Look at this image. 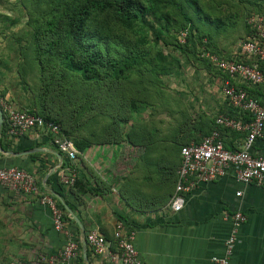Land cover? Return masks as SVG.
I'll list each match as a JSON object with an SVG mask.
<instances>
[{"label": "crops", "instance_id": "obj_1", "mask_svg": "<svg viewBox=\"0 0 264 264\" xmlns=\"http://www.w3.org/2000/svg\"><path fill=\"white\" fill-rule=\"evenodd\" d=\"M186 67L180 72H185V81L175 83L177 88L168 86L155 100L151 114L135 115L128 138L119 144H94L70 161L42 132L3 141L0 167L30 173L41 193H55L77 217L79 224L71 220L67 228L79 245V264H111L106 254H93L85 237L94 231L111 242L118 222L135 233L139 264H212L213 258L224 256V242L232 229L223 217L236 211L246 221L238 228L230 264H264V188L238 183L229 170L224 177L199 183L184 194L178 212L169 206L180 148L200 142L217 127L218 116L230 115L221 93L224 76L199 70L202 79L197 80ZM17 80L14 72L0 75V91L14 105ZM229 82L245 87L237 79ZM245 89L253 96L260 93L247 85ZM174 90L177 104L172 103ZM171 105L177 114L166 116ZM218 129L227 150L242 149L245 133ZM249 153L264 156V141L253 143ZM70 169L80 180L75 189L60 181V175H68ZM38 196L0 188V264H41L42 258H57L63 249L65 238L53 229L50 212Z\"/></svg>", "mask_w": 264, "mask_h": 264}, {"label": "trees", "instance_id": "obj_2", "mask_svg": "<svg viewBox=\"0 0 264 264\" xmlns=\"http://www.w3.org/2000/svg\"><path fill=\"white\" fill-rule=\"evenodd\" d=\"M238 1L250 7L246 18L264 15V0ZM18 2L25 9L26 20L20 37L15 38L19 91L13 105L58 125L79 153L94 144L116 145L127 139L130 120L141 112L140 105L150 104L149 99L155 105L161 97L163 77H172L184 66H194L209 76H224V82L230 83L226 75L201 57L207 52L229 60L232 52L213 46L214 38L203 25L218 31L225 24L206 14L199 0ZM4 20L11 21L10 25L17 23L6 15L0 17ZM243 26L241 40L248 35L245 20ZM161 45L172 53L158 50ZM153 49L155 55L150 57ZM81 95L86 99L84 104H78ZM0 98H5V91H0ZM229 108L231 118L249 121L248 114ZM85 112L87 118L80 126ZM168 113L173 116L177 109ZM6 138L3 124L1 148ZM79 181L76 178L71 187L75 189ZM52 198L64 220L72 223L60 202ZM81 260L77 256L75 263Z\"/></svg>", "mask_w": 264, "mask_h": 264}, {"label": "built area", "instance_id": "obj_3", "mask_svg": "<svg viewBox=\"0 0 264 264\" xmlns=\"http://www.w3.org/2000/svg\"><path fill=\"white\" fill-rule=\"evenodd\" d=\"M248 35L241 40L232 52V58L224 60L216 55L204 52L201 57L208 61L229 79H237L249 87H262L259 95L253 96L243 87L223 83L222 96L227 104L239 112L246 113L249 121L220 115L216 118V128L198 143L182 146L179 151L180 164L177 169L175 192L169 206L178 212L184 203L183 195L195 189L199 183H206L222 178L231 170L234 179L244 185H255L264 188V156H253L250 147L256 141H264V15H251L245 19ZM185 33L180 36L184 42ZM0 109L3 113V124L9 140H15L30 131L47 135L57 151L70 161L80 154L73 142L66 138L58 125L28 113L0 98ZM219 127L245 133L242 149L227 150L221 138ZM69 174L60 175V181L73 186L76 173L70 169ZM0 188L15 191L21 195H39V202L50 212L52 227L61 232L65 238L63 249L57 258H42L41 264H74L77 258L78 243L67 228L63 213L49 194L39 191L32 175L17 167H0ZM240 196V192L236 193ZM230 221L232 229L224 242V256L213 258L212 264H230L229 258L236 244L238 228L245 223L246 217L236 211L224 215ZM135 233L125 231L121 222L115 225L113 241H107L97 232L86 235L85 241L94 255L106 254L111 264H139L134 247Z\"/></svg>", "mask_w": 264, "mask_h": 264}, {"label": "rangeland", "instance_id": "obj_4", "mask_svg": "<svg viewBox=\"0 0 264 264\" xmlns=\"http://www.w3.org/2000/svg\"><path fill=\"white\" fill-rule=\"evenodd\" d=\"M199 2L206 14L211 16L213 19H221L225 24V26L220 28L218 31H215L214 28L210 27L208 24L203 25V28L210 31V34L214 38V41L212 42L213 46H215V48L218 50L233 52L245 34L243 24L246 18L245 14L250 9V7L244 6L238 0H199ZM4 14L9 17V19L17 22L14 25H10L11 21L9 20L0 21V69H3L0 73L9 74L11 76L13 72L15 73V70L17 69L16 64L19 61V54L17 51L18 45L15 41V38L18 39L20 37L21 30L23 29V25L26 20V13L25 9H23V7L19 4L18 0H0V17L5 16ZM158 50H161L164 53L171 52L170 49L165 48L162 45L160 47L158 46ZM155 52L156 50L153 49L151 51L150 57H153ZM177 54L179 55V53ZM190 61L193 62V59L191 58ZM186 68H190L187 71L189 74L193 73V79H202L200 76H198L199 70L194 68V66H187ZM180 72L181 70L176 74H173L172 77H163V84L160 90L161 93L165 92L168 86L173 85L175 88H177L175 83H182L185 81V72ZM145 77L148 76L146 75ZM32 85L33 84L31 83V86ZM130 92L131 91H129V95ZM174 95L176 99L172 100V103L174 102L177 104L179 99H177L178 96L176 90H174ZM85 100L86 99H84L83 95H81V99L78 101V104H84ZM149 101L152 103V99H149ZM151 103L141 104V112L137 116L141 115L142 113H145V115L151 114L153 109ZM170 109L174 112L176 111L172 105L170 106ZM84 114L85 115L78 123L80 126L81 123L83 124L84 120L87 118L86 112ZM165 115H170V113H165Z\"/></svg>", "mask_w": 264, "mask_h": 264}, {"label": "water", "instance_id": "obj_5", "mask_svg": "<svg viewBox=\"0 0 264 264\" xmlns=\"http://www.w3.org/2000/svg\"><path fill=\"white\" fill-rule=\"evenodd\" d=\"M2 125H3V113L0 109V131H1ZM53 197H55L60 202V204L63 206L64 210L68 214V217L74 222H76L77 224H79L77 217L73 214L72 210L60 199V197L56 195L55 193H53Z\"/></svg>", "mask_w": 264, "mask_h": 264}]
</instances>
